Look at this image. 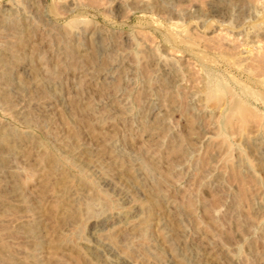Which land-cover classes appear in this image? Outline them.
I'll list each match as a JSON object with an SVG mask.
<instances>
[{"label": "rangeland", "instance_id": "obj_1", "mask_svg": "<svg viewBox=\"0 0 264 264\" xmlns=\"http://www.w3.org/2000/svg\"><path fill=\"white\" fill-rule=\"evenodd\" d=\"M262 3L0 0V264H264Z\"/></svg>", "mask_w": 264, "mask_h": 264}, {"label": "bare ground", "instance_id": "obj_2", "mask_svg": "<svg viewBox=\"0 0 264 264\" xmlns=\"http://www.w3.org/2000/svg\"><path fill=\"white\" fill-rule=\"evenodd\" d=\"M257 1H262L264 3V0H257ZM262 3V4H263ZM259 49V48H258ZM263 49V48H261ZM246 52V51H245ZM256 54V53H255ZM248 55V54H247ZM252 56V55H251ZM246 57V56H245ZM250 63L252 64H256V69L253 68V69H250L252 72H248L249 74L253 73L254 75L253 76H257L258 79H256L255 77V81L256 80H259L260 79V82L261 80H264V51L263 53H260L258 55H255L253 57H251V59H249ZM248 61V60H247ZM251 64V65H252ZM251 65L249 64V66L251 67ZM249 67V68H250ZM245 72V71H244ZM248 76V75H247ZM250 81V80H249ZM262 83V82H261ZM248 84V83H247ZM264 84V83H263ZM262 85V84H261ZM264 90V89H263ZM105 180V179H104Z\"/></svg>", "mask_w": 264, "mask_h": 264}]
</instances>
